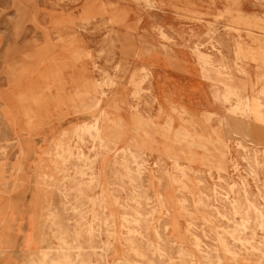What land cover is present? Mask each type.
<instances>
[{"label": "rangeland", "instance_id": "obj_1", "mask_svg": "<svg viewBox=\"0 0 264 264\" xmlns=\"http://www.w3.org/2000/svg\"><path fill=\"white\" fill-rule=\"evenodd\" d=\"M0 264H264V0H0Z\"/></svg>", "mask_w": 264, "mask_h": 264}, {"label": "bare ground", "instance_id": "obj_2", "mask_svg": "<svg viewBox=\"0 0 264 264\" xmlns=\"http://www.w3.org/2000/svg\"><path fill=\"white\" fill-rule=\"evenodd\" d=\"M221 54V53H220ZM206 56V55H205ZM210 57V56H209ZM215 58V57H214ZM236 64V63H235ZM209 65V64H208ZM205 66H206V64H205ZM211 66V65H210ZM149 71V70H148ZM239 71V70H238ZM131 218V217H130ZM236 229V228H235Z\"/></svg>", "mask_w": 264, "mask_h": 264}]
</instances>
